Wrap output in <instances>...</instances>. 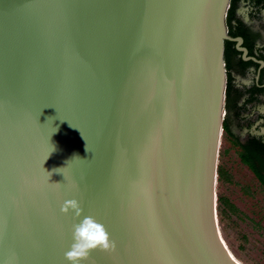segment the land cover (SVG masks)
Instances as JSON below:
<instances>
[{
    "label": "water",
    "instance_id": "1",
    "mask_svg": "<svg viewBox=\"0 0 264 264\" xmlns=\"http://www.w3.org/2000/svg\"><path fill=\"white\" fill-rule=\"evenodd\" d=\"M230 1L0 0V264H68L72 199L115 244L82 264H239L216 193Z\"/></svg>",
    "mask_w": 264,
    "mask_h": 264
},
{
    "label": "flooded vegetation",
    "instance_id": "2",
    "mask_svg": "<svg viewBox=\"0 0 264 264\" xmlns=\"http://www.w3.org/2000/svg\"><path fill=\"white\" fill-rule=\"evenodd\" d=\"M226 27L231 40L224 48L226 89L217 182H231L242 170L264 192V0H231ZM242 189L251 193L249 186Z\"/></svg>",
    "mask_w": 264,
    "mask_h": 264
},
{
    "label": "rangeland",
    "instance_id": "3",
    "mask_svg": "<svg viewBox=\"0 0 264 264\" xmlns=\"http://www.w3.org/2000/svg\"><path fill=\"white\" fill-rule=\"evenodd\" d=\"M230 163L237 168L235 159ZM242 185L249 186L251 193H244ZM216 193L238 209L223 221L218 219L227 248L242 264H264V192L258 190L248 173L239 170L233 181L217 182Z\"/></svg>",
    "mask_w": 264,
    "mask_h": 264
},
{
    "label": "clouds",
    "instance_id": "4",
    "mask_svg": "<svg viewBox=\"0 0 264 264\" xmlns=\"http://www.w3.org/2000/svg\"><path fill=\"white\" fill-rule=\"evenodd\" d=\"M61 212L65 215L71 212L77 218L72 229L71 246L65 253L68 264H82L90 258L93 251L108 252L114 249L115 244L110 240L105 227L92 216L83 215V209L77 200H66Z\"/></svg>",
    "mask_w": 264,
    "mask_h": 264
},
{
    "label": "trees",
    "instance_id": "5",
    "mask_svg": "<svg viewBox=\"0 0 264 264\" xmlns=\"http://www.w3.org/2000/svg\"><path fill=\"white\" fill-rule=\"evenodd\" d=\"M222 173L218 171V179L222 178ZM238 209L227 199L217 197V216L218 219L223 221L228 214H236Z\"/></svg>",
    "mask_w": 264,
    "mask_h": 264
},
{
    "label": "bare ground",
    "instance_id": "6",
    "mask_svg": "<svg viewBox=\"0 0 264 264\" xmlns=\"http://www.w3.org/2000/svg\"><path fill=\"white\" fill-rule=\"evenodd\" d=\"M223 240V239H222ZM224 242V241H223ZM225 244V243H224ZM226 246V245H225ZM227 247V246H226ZM228 249V248H227ZM229 253L231 254V256L239 263V264H242L241 262H239L233 255L232 253L230 252V250L228 249Z\"/></svg>",
    "mask_w": 264,
    "mask_h": 264
}]
</instances>
